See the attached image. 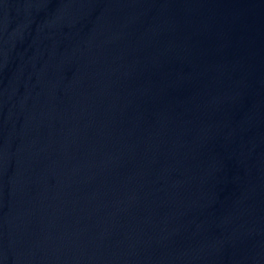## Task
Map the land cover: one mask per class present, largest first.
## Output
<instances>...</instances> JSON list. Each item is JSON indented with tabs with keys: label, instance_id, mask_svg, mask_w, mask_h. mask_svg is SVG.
Masks as SVG:
<instances>
[{
	"label": "water",
	"instance_id": "obj_1",
	"mask_svg": "<svg viewBox=\"0 0 264 264\" xmlns=\"http://www.w3.org/2000/svg\"><path fill=\"white\" fill-rule=\"evenodd\" d=\"M0 264H264V0H0Z\"/></svg>",
	"mask_w": 264,
	"mask_h": 264
}]
</instances>
